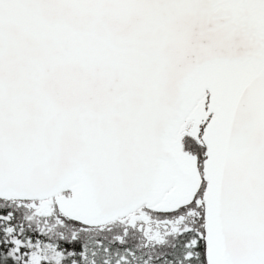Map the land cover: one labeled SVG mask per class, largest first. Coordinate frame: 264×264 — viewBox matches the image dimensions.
Wrapping results in <instances>:
<instances>
[{"label": "snow or ice", "instance_id": "obj_1", "mask_svg": "<svg viewBox=\"0 0 264 264\" xmlns=\"http://www.w3.org/2000/svg\"><path fill=\"white\" fill-rule=\"evenodd\" d=\"M0 264H264V0H0Z\"/></svg>", "mask_w": 264, "mask_h": 264}]
</instances>
